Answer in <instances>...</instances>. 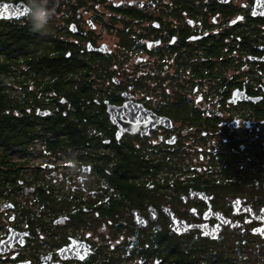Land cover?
Returning a JSON list of instances; mask_svg holds the SVG:
<instances>
[{
  "label": "flooded vegetation",
  "instance_id": "af4514ba",
  "mask_svg": "<svg viewBox=\"0 0 264 264\" xmlns=\"http://www.w3.org/2000/svg\"><path fill=\"white\" fill-rule=\"evenodd\" d=\"M53 2L0 0V264H264V0Z\"/></svg>",
  "mask_w": 264,
  "mask_h": 264
},
{
  "label": "clouds",
  "instance_id": "9594fccd",
  "mask_svg": "<svg viewBox=\"0 0 264 264\" xmlns=\"http://www.w3.org/2000/svg\"><path fill=\"white\" fill-rule=\"evenodd\" d=\"M56 15L53 0H28V21L33 31L45 30Z\"/></svg>",
  "mask_w": 264,
  "mask_h": 264
},
{
  "label": "water",
  "instance_id": "95a60500",
  "mask_svg": "<svg viewBox=\"0 0 264 264\" xmlns=\"http://www.w3.org/2000/svg\"><path fill=\"white\" fill-rule=\"evenodd\" d=\"M12 10H14V9H12ZM7 16H10V15L7 14ZM206 233H210L211 236L216 237V234L218 233V231L213 232L212 230H206Z\"/></svg>",
  "mask_w": 264,
  "mask_h": 264
},
{
  "label": "rangeland",
  "instance_id": "374dc122",
  "mask_svg": "<svg viewBox=\"0 0 264 264\" xmlns=\"http://www.w3.org/2000/svg\"><path fill=\"white\" fill-rule=\"evenodd\" d=\"M222 250L224 251V254H228V255L233 254V252H231V250H230V246L227 248H224Z\"/></svg>",
  "mask_w": 264,
  "mask_h": 264
},
{
  "label": "trees",
  "instance_id": "16d2710c",
  "mask_svg": "<svg viewBox=\"0 0 264 264\" xmlns=\"http://www.w3.org/2000/svg\"><path fill=\"white\" fill-rule=\"evenodd\" d=\"M46 34H51V30H47V33Z\"/></svg>",
  "mask_w": 264,
  "mask_h": 264
},
{
  "label": "snow or ice",
  "instance_id": "6c2138e0",
  "mask_svg": "<svg viewBox=\"0 0 264 264\" xmlns=\"http://www.w3.org/2000/svg\"><path fill=\"white\" fill-rule=\"evenodd\" d=\"M6 7V6H5Z\"/></svg>",
  "mask_w": 264,
  "mask_h": 264
}]
</instances>
